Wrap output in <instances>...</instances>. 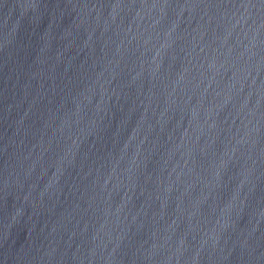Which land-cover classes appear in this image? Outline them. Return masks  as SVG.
Wrapping results in <instances>:
<instances>
[{
	"label": "water",
	"instance_id": "1",
	"mask_svg": "<svg viewBox=\"0 0 264 264\" xmlns=\"http://www.w3.org/2000/svg\"><path fill=\"white\" fill-rule=\"evenodd\" d=\"M0 264H264V0H0Z\"/></svg>",
	"mask_w": 264,
	"mask_h": 264
}]
</instances>
